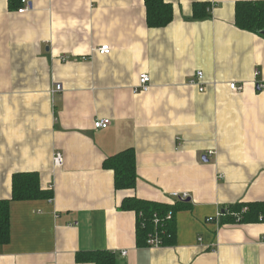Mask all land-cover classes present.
<instances>
[{
  "label": "crops",
  "instance_id": "0c3cea01",
  "mask_svg": "<svg viewBox=\"0 0 264 264\" xmlns=\"http://www.w3.org/2000/svg\"><path fill=\"white\" fill-rule=\"evenodd\" d=\"M26 1L19 13L0 0V200L27 172L54 198L11 202L0 264H94L76 255L106 251L117 264H264V222L219 219L264 202V34L240 29L235 13L264 0H166L164 28L148 27L145 0ZM195 3L207 18L194 19ZM200 71L204 92L190 84ZM142 74L151 88L136 93ZM99 119L111 125L97 130ZM128 149L138 182L116 191L103 164ZM174 193L189 203L175 244L139 247L122 201L171 204Z\"/></svg>",
  "mask_w": 264,
  "mask_h": 264
},
{
  "label": "trees",
  "instance_id": "16d2710c",
  "mask_svg": "<svg viewBox=\"0 0 264 264\" xmlns=\"http://www.w3.org/2000/svg\"><path fill=\"white\" fill-rule=\"evenodd\" d=\"M11 9L22 7V0H9ZM146 19L149 28H164L173 20V6L166 0H145ZM206 3L194 4V19L208 17ZM236 24L247 32H264V1H240L236 4ZM105 169L114 173L116 191L133 190L138 182L137 162L134 150L128 149L108 158ZM54 191L43 188L37 173H17L12 177V197L0 200V247L11 240L10 204L12 201L52 200ZM187 201L163 203L137 197L125 198L119 209L135 212L137 216V243L147 246L152 235H158L162 247L173 246L176 241V214L187 208ZM172 214L171 218L169 215ZM221 224H251L264 222V202L236 203L228 206L220 216ZM77 263L117 264V255L112 252L82 253L76 255Z\"/></svg>",
  "mask_w": 264,
  "mask_h": 264
},
{
  "label": "built area",
  "instance_id": "2783aa9c",
  "mask_svg": "<svg viewBox=\"0 0 264 264\" xmlns=\"http://www.w3.org/2000/svg\"><path fill=\"white\" fill-rule=\"evenodd\" d=\"M23 7L19 9V13H24L29 10L28 3L26 0H22ZM99 53L101 55H108L111 52V49L109 46H103L100 48ZM190 84L192 86H196L199 88L200 92H204V73L203 72H197L196 75L190 80ZM259 88H263L262 85H258ZM151 88V77L148 74H142L140 76L139 85L135 88V92H148ZM230 89L235 92H242L244 90L243 86L238 85L237 83H231ZM62 88L61 86L56 87L57 93L61 92ZM111 125V121L109 119H99L96 120L94 123V128L97 130H103L107 129ZM54 164L56 167H61L64 164V158L61 153H56L54 158ZM172 197L179 201H187L188 195L187 194H178L174 193ZM172 214L169 215V218H171ZM221 216V215H220ZM219 216V217H220ZM213 220V219H211ZM210 220V221H211ZM148 247H159L161 245V240L158 235H152L148 241H147ZM127 253L124 252L123 255H126Z\"/></svg>",
  "mask_w": 264,
  "mask_h": 264
},
{
  "label": "water",
  "instance_id": "95a60500",
  "mask_svg": "<svg viewBox=\"0 0 264 264\" xmlns=\"http://www.w3.org/2000/svg\"><path fill=\"white\" fill-rule=\"evenodd\" d=\"M262 34H264V32Z\"/></svg>",
  "mask_w": 264,
  "mask_h": 264
}]
</instances>
